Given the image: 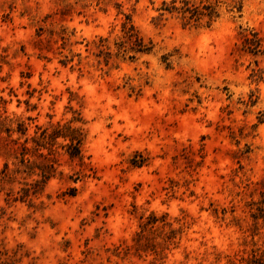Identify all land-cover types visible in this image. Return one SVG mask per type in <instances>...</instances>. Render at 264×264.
Returning <instances> with one entry per match:
<instances>
[{"label": "rangeland", "instance_id": "rangeland-1", "mask_svg": "<svg viewBox=\"0 0 264 264\" xmlns=\"http://www.w3.org/2000/svg\"><path fill=\"white\" fill-rule=\"evenodd\" d=\"M188 1L219 16L0 0V170L37 126L83 133L81 158L39 150L36 194L15 200L37 173L0 182V264H264V0ZM124 23L150 52H119Z\"/></svg>", "mask_w": 264, "mask_h": 264}, {"label": "trees", "instance_id": "trees-1", "mask_svg": "<svg viewBox=\"0 0 264 264\" xmlns=\"http://www.w3.org/2000/svg\"><path fill=\"white\" fill-rule=\"evenodd\" d=\"M182 4L180 6L175 5V0L171 1L169 5L165 0H163L160 6V16H163L165 12L179 13L184 25L197 24L203 17H207L206 26H210L212 22L219 16L215 7L210 4H204L202 9L195 5L190 4L188 0H181ZM123 35L119 41L116 42L119 52L123 54L127 52L133 53H148L151 50V46L145 42L143 36L139 33L136 27L131 24L124 23L122 26ZM106 38H100L101 45H104L107 49L108 46L105 43ZM260 38H257V34L253 33V37L244 38V43L242 49L248 50L250 52L256 53L260 46ZM108 53V52H107ZM131 58L134 54L130 55ZM22 123L17 131L20 133H25L26 128L22 127ZM62 138L63 140H68L65 145L66 153L70 158H81V144L83 141V133L81 128L72 127L69 124H60L59 122L55 124H50L48 126H37L35 135L30 137L33 142L32 145H28V138L24 142H18V156H16L17 161L14 162L13 167H9L7 163H4L3 168L0 170V182H10L13 181L17 175L22 173L30 176L33 173L40 175V179H36L30 183L24 182L23 186L20 188L18 193H20L16 199H24V197L32 194H36L40 188L41 183H45L54 173L55 160L48 157V155L43 154L39 150L41 148H48V154L54 152V145L57 140ZM38 155L44 158V161L36 163L31 156ZM38 169V172H36Z\"/></svg>", "mask_w": 264, "mask_h": 264}]
</instances>
